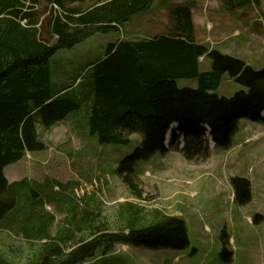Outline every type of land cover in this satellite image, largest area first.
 <instances>
[{"label": "trees", "instance_id": "obj_1", "mask_svg": "<svg viewBox=\"0 0 264 264\" xmlns=\"http://www.w3.org/2000/svg\"><path fill=\"white\" fill-rule=\"evenodd\" d=\"M159 1L98 0L85 8L67 6L65 0H0V224L14 227L19 223L28 235L45 240V247L50 248L40 253L36 264H84L97 254L107 255L117 245L182 251L190 244L187 224L180 217H161L135 227L137 218L131 216L126 231L109 233L99 228L90 231L96 221L91 212L80 222L71 221L67 229L73 234L52 239L49 221L42 218L43 185L33 186L28 180L9 183L4 175V169L26 153L46 149L37 124L49 130L87 103L89 133L100 144L126 145L130 136L140 135V145L116 170L136 198L144 193L136 183L138 165L169 151V133L172 141L182 136L175 151L187 161L198 162L210 155L209 139L216 150L230 149L241 119L264 126V69L257 71L239 58L197 44L188 6L171 11L175 25L166 34L112 42L104 57L81 66L71 82H53L51 59L59 51L74 48L96 31L120 28ZM228 1L231 8L251 2L259 5L258 0ZM48 7L47 31L52 41L42 39ZM201 58L211 62V70L201 71ZM225 75L246 90L232 97L213 93ZM86 77L89 85L84 97L75 88ZM179 79H196L198 88L180 89ZM232 184L237 205L251 202L248 180L234 178ZM37 194L40 197L33 200ZM253 222L258 223V218ZM77 230L90 231L91 239L82 238L67 252L64 238L74 237ZM222 244L224 257L229 245L225 234Z\"/></svg>", "mask_w": 264, "mask_h": 264}, {"label": "rangeland", "instance_id": "obj_2", "mask_svg": "<svg viewBox=\"0 0 264 264\" xmlns=\"http://www.w3.org/2000/svg\"><path fill=\"white\" fill-rule=\"evenodd\" d=\"M65 1L67 6L85 8L98 2ZM258 1L259 5L251 2L231 8L228 0H166V3L160 0L142 14L140 21L126 23L120 29L96 31L74 48L59 51L51 59L53 82H71L81 66L104 57L107 46L117 39L144 40L166 34V30L175 25L170 14L177 6L190 8L197 44L223 54L226 53L222 51H229L227 55L260 71L264 69V0ZM44 6L43 2L41 8ZM49 18L48 7L42 27V39L46 41H52L47 31ZM200 69L211 70V62L201 58ZM87 80L84 78L76 87L79 95L88 92ZM177 85L180 89H196L198 81L179 79ZM241 90L246 89L225 75L213 93L232 97ZM89 112L86 103L80 110L70 113L72 119L56 123L60 126L53 125L48 130L37 124L40 141L46 149L28 152L21 161L4 169L9 183L28 180L30 185H43L42 218L45 223L49 221L47 231L50 235L61 236L62 230L73 234L67 229L71 221L80 222L88 212L92 220L96 219L90 231L99 228L109 233L126 231L131 216L137 218L135 227L148 225L161 217H180L186 222L189 233L190 244L186 249L150 250L117 245L107 255H95L92 259L97 261L93 264H264L262 126L241 119L231 148L216 150L209 139L210 155L198 162L187 161L174 148L164 155L155 154L138 165L136 183L144 193L142 198H136L116 170L121 160L140 145L142 137L132 135L126 145L100 144L97 137L89 133L86 123ZM249 138L252 139L246 143ZM234 178L250 182L252 199L246 205H237L234 201ZM38 197L40 195L32 199ZM22 206L20 203L19 207ZM256 217L258 223L253 222ZM1 226L6 230L0 234L2 264H36L43 249L41 240H35L36 234L29 235L35 238L29 241L21 234L24 227L19 223L14 227ZM90 231L77 232L72 242L66 241L67 252L82 238H90ZM223 234L229 241L224 257L221 256Z\"/></svg>", "mask_w": 264, "mask_h": 264}, {"label": "crops", "instance_id": "obj_3", "mask_svg": "<svg viewBox=\"0 0 264 264\" xmlns=\"http://www.w3.org/2000/svg\"><path fill=\"white\" fill-rule=\"evenodd\" d=\"M163 3H166V0H163ZM152 8H153V6H152ZM143 15H139V16H136V17H134L130 22H128V23H131V24H133L137 19L140 21L143 17H142ZM153 18V17H152ZM141 24V23H140ZM164 28H165V26H164ZM117 29H120V28H117ZM121 31V30H120ZM167 31V30H166ZM118 40V39H117ZM222 52H224V53H226V54H228L229 53V51H222ZM55 84H57V83H55ZM70 116H68L64 121H62V122H59V124H62V123H65V122H67V121H69L70 119H72V118H69ZM74 118V117H73ZM56 126H60V125H58V124H56L54 127H56ZM252 138H250V140H251ZM50 216V215H49ZM53 217V216H52ZM74 218V217H73ZM75 219V218H74ZM2 232H6V230H4V226H1L0 227V234H2ZM77 232H80V231H78L77 230ZM66 233H70V232H67V231H64V230H62V234H61V236H55V237H53L52 235H50V237L52 238V239H55V240H59L61 237H63L62 235H64V234H66ZM21 234L24 236V237H26V239H35L34 237H30L28 234H27V232L25 233L22 229H21ZM29 236V237H28ZM29 239V241H31ZM65 239V242L66 241H73V236H71V237H65L64 238ZM84 239H88V238H84ZM89 239H91V236H90V238ZM35 240H37V239H35ZM43 244H41V248H43L41 251H42V253H43V251L45 250H48L50 247H45L46 246V242H45V240H42L41 241ZM68 244V243H67ZM75 244V243H74ZM44 245V246H43ZM94 261H97L96 259H94V260H91V261H89V262H87V263H85V264H93V262Z\"/></svg>", "mask_w": 264, "mask_h": 264}]
</instances>
